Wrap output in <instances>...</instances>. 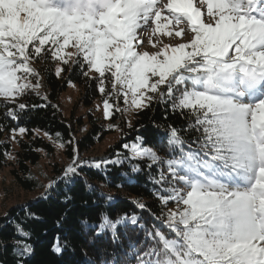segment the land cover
<instances>
[{
    "label": "snow or ice",
    "instance_id": "snow-or-ice-1",
    "mask_svg": "<svg viewBox=\"0 0 264 264\" xmlns=\"http://www.w3.org/2000/svg\"><path fill=\"white\" fill-rule=\"evenodd\" d=\"M152 25L153 32L187 41L138 50L139 31ZM42 56L60 62L57 76L79 67L102 93L110 74L106 117L127 110L110 99L122 97L137 110L158 103L196 133L191 147L169 124L159 145H166L167 158L137 137L124 145L130 155L93 163L97 169L127 163L132 174L145 161L150 172L165 165L149 182L164 208L176 205L152 213L157 223L150 228L135 213L116 219L101 213L92 226L98 237L110 230L116 241L119 228L130 225L151 243H129L123 256L101 252L99 264H264V0H199V6L194 0H0V97L13 106L7 117L17 118L29 107L17 99L41 87L33 61ZM90 71L98 75L89 77ZM88 164L74 156L63 178H75ZM16 234L24 240L13 241V251L24 264L30 234L21 225Z\"/></svg>",
    "mask_w": 264,
    "mask_h": 264
},
{
    "label": "trees",
    "instance_id": "trees-1",
    "mask_svg": "<svg viewBox=\"0 0 264 264\" xmlns=\"http://www.w3.org/2000/svg\"><path fill=\"white\" fill-rule=\"evenodd\" d=\"M55 62L51 57L43 56L40 61H33L41 79V87L37 90L39 95L37 91L29 90L17 99V104L29 106L17 118L5 115L8 107L13 106H3V98L0 97V170L11 167L9 174L14 184L24 192H36L33 197L13 204L0 213V264H17L19 258L13 251V241L24 240V237L16 234L17 225L30 234L26 242L31 244L32 252L24 258V264H89V261L99 264L101 252H115L123 256L121 249L127 250L129 243L146 247L151 242H145V233L139 228L122 226L118 230L117 240L113 241L110 230L98 237V230L92 226L99 223L101 213L108 214L112 219L124 213H135L140 217V222L150 228L157 223L152 213L159 215L162 210L175 209L174 203L167 208L161 205L153 193L154 184L149 182L150 177L157 174V168H164L165 165H157L150 172L144 166L145 161L141 165L142 170L135 174L131 173L127 163L122 167L109 165L100 169L92 165L101 159L113 160L118 155L121 158L130 155L124 145L135 142L137 137H143L146 146L155 148L161 157L167 158L166 145L164 150L159 145L162 139L166 140L169 124L181 129L188 144L196 147L192 143L196 133L188 128V120L179 113H166L164 105L153 103L147 109L137 110L130 123L122 120L118 139L103 155L84 156L85 151L101 141L108 130L96 119H90L88 128L80 136H75L73 124L58 110V95L71 81L81 88L79 99L83 104L89 105L95 100L104 102L106 92L111 90L110 74L106 73L108 79L102 93L98 89V82L85 77L79 67L74 72L64 71L57 76ZM97 75L89 72V77ZM32 82L35 83L34 78ZM45 96L47 99H44ZM119 100L121 97L110 99L109 103L115 105ZM112 116L121 119L119 114L113 113ZM21 127L26 131L17 139V149L13 150L8 135ZM45 132L49 135L46 136ZM55 144H63L66 166L73 163L74 156L88 161V166L80 168L79 175L71 180L63 178L68 167L63 169L65 164H52L51 176L37 175L33 168L42 156L53 155ZM11 153L13 158L9 161L8 155ZM52 181L56 183L49 189L47 186ZM90 185H95V188ZM137 200L146 205V210L138 208L134 203ZM57 244L62 251L54 250ZM129 264H136V261L130 260Z\"/></svg>",
    "mask_w": 264,
    "mask_h": 264
},
{
    "label": "rangeland",
    "instance_id": "rangeland-1",
    "mask_svg": "<svg viewBox=\"0 0 264 264\" xmlns=\"http://www.w3.org/2000/svg\"><path fill=\"white\" fill-rule=\"evenodd\" d=\"M194 3L196 6H199V0H194ZM203 11L206 15V7L203 9ZM153 27L154 25L145 26L139 31L138 38L141 41L143 47L138 48V50L152 53L157 51L162 43L174 45L187 41V36L173 38L165 36L160 32H153ZM169 29H171V25H169ZM67 50L74 51L71 46H69ZM58 65L59 61H56L54 65L55 72ZM80 95L81 88L76 83H69L68 81L66 88L58 95V110L64 118L73 124L75 136H80L81 133L88 128L90 119H96L97 123H100L101 126L108 130V133L104 135L101 141L97 142L91 149H88L83 154L84 156L103 155L106 149L118 139L122 120H125L127 124L130 123L137 109L131 107L130 105H125L123 98L121 97V100L117 101L116 104H119L121 109L126 108L127 110L112 112V114L114 113L120 115L121 119L118 120L117 117L113 118L112 114L109 117L105 116L104 102L95 100L91 104L86 105L80 101ZM20 137L21 133H19V131H12L8 135V139L12 143L13 150L17 149L16 141ZM54 149L53 155L50 157L42 156L37 166L33 168L37 175L44 177L51 176L52 164L54 163L59 164L60 166L65 164V166L62 167L63 169L68 166H66L67 160L63 154L62 147L58 144H55ZM129 154H131L130 151ZM12 158L13 154L11 153L8 155V160L12 161ZM10 168L11 167L6 166L0 170V213L5 212L9 206L25 201L36 194V192H24L23 190L19 189L10 177Z\"/></svg>",
    "mask_w": 264,
    "mask_h": 264
}]
</instances>
